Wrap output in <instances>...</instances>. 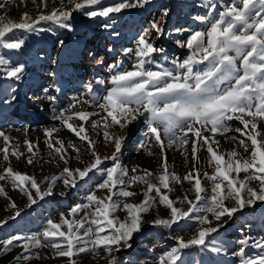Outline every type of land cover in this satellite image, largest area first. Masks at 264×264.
I'll return each instance as SVG.
<instances>
[{
	"label": "snow or ice",
	"instance_id": "snow-or-ice-1",
	"mask_svg": "<svg viewBox=\"0 0 264 264\" xmlns=\"http://www.w3.org/2000/svg\"><path fill=\"white\" fill-rule=\"evenodd\" d=\"M151 2L152 0H122L114 5L103 6V0H69L74 6L71 10L54 9L51 13H41L36 18L24 13L19 22L0 16V46L10 50L21 49L25 41L16 38V30L29 33L42 30L37 28L41 21H53L60 27L71 30L68 21L76 10L84 11L90 6L100 5L98 10L84 11V14L88 17L108 18L112 13L144 8ZM41 3L44 7L47 6V0H41ZM198 6L207 11L205 15L194 19L206 27L196 30L175 29L177 34L188 32L186 38L175 40L177 46L187 48L190 52L183 61L173 59L172 68L155 61L156 54L164 53V49L156 46L155 41L165 34V18L169 15L165 7L160 17L151 20L134 38V46L123 49L124 55L133 59L131 69H122L120 63L109 65L113 74L107 80L96 81L105 86V94L94 92L90 82L85 86L90 99L73 98L65 108H52V120L58 121L62 127L86 143L92 159L85 167L70 168L69 149L78 154L79 148L71 141L65 144L59 139L55 135L60 131L59 128H46L44 134L47 147L63 162L64 167L59 176H53L42 187L41 182L33 176L11 167L10 156L20 159L25 153L20 151L19 142L14 143L9 135L0 131V138L4 142L0 155L8 163V167L0 173V181L10 180L15 188L27 196L28 207L35 205L38 199L44 200L53 195L57 180H62L66 188L74 189L79 181L85 180L94 170L104 176L102 182L96 185L97 190H106L104 197L98 196L96 192L89 193L87 203L77 204L67 215L61 213L59 223L49 219L37 234L14 235L0 240V252H8L16 242L22 241L19 246L25 252L30 253L32 247L50 246L55 250L56 257H67L69 264H75V255L103 249L109 256L108 264H118L112 253L120 251L121 247H131L129 241L141 230L142 214L152 204L158 203L169 210V215L167 218L151 221L156 226L170 229L181 221L193 219L197 213L201 214L195 215L198 224L196 233L187 240L175 237L178 246L161 256L158 261V264H178L181 250L194 246L209 247L208 238L225 226V218L231 219L238 211L253 207L258 201L264 202V0H233L219 12L216 11L217 4L207 0H202ZM103 27L110 28L111 24L105 23ZM114 35L118 36L119 33ZM59 43L63 46V41ZM108 51L113 49L109 48ZM98 63L105 62L98 60ZM149 64H155L159 70L146 67ZM0 65L6 66L8 78L21 80L25 70L23 64L8 66L9 61L0 56ZM196 65H204V68L194 70ZM51 75L54 76L55 73ZM11 99L15 100L16 97L12 96ZM48 100L54 103L56 97L49 96ZM84 105H94L106 113L101 121L93 122L92 127L97 128L102 122V135L114 147L111 157H101L96 152V142L91 139L84 124L99 113L85 110ZM139 117L145 118L148 144L151 145L155 140L160 147L163 159L162 172L159 174L143 169L141 174L130 176L128 169L118 161L125 138L113 135L108 129L114 125L123 129ZM233 121H238L242 127L234 126L231 123ZM233 132L239 135H228ZM189 133L196 138L191 142L194 164L192 171L181 179L168 170L163 137L167 138L168 147L187 146L190 142ZM217 135L236 141L243 153L237 149L226 154L220 152L219 141L215 138ZM198 144L201 148L206 146L208 163L214 168L212 174H203L212 182L210 188L202 184L201 174L196 167V162H199ZM24 146L28 153L26 162L32 165L38 145L25 140ZM108 159L114 162L113 166L102 168L101 165ZM131 171L136 173L137 169L133 168ZM241 173L244 174L243 178H240ZM183 181L191 184L194 199L185 195L178 201L172 200L168 194L172 191L171 184ZM137 182L146 185L143 191L145 199L139 203L127 202V198L137 194L129 190ZM254 182L258 187H253ZM117 188L118 191H114ZM0 193H5L3 187H0ZM152 193L155 195H151ZM60 195L65 193L61 192ZM227 200L233 201V204L226 205ZM177 204H187L188 207L185 209ZM11 206L17 207L15 202H11ZM21 211L17 210L9 219H16ZM80 211L83 216L77 219ZM117 211L126 213L123 220L115 215ZM6 223L7 220H0V225ZM62 227H66V230H62ZM250 241L251 237L238 241L240 247L233 255L239 258L240 264H264V240ZM248 246L259 249V252L255 256H248ZM211 250L217 253L222 251L215 246ZM31 258V255L22 253L15 259L17 264H26ZM36 258H39L38 254Z\"/></svg>",
	"mask_w": 264,
	"mask_h": 264
},
{
	"label": "rangeland",
	"instance_id": "rangeland-1",
	"mask_svg": "<svg viewBox=\"0 0 264 264\" xmlns=\"http://www.w3.org/2000/svg\"><path fill=\"white\" fill-rule=\"evenodd\" d=\"M120 2L122 0H103V6ZM201 2L202 0H152L144 8L124 9L120 13L110 14L108 18L88 17L84 14V11L98 10L100 5H96L84 11H73L68 21L71 24V30L62 28L53 21H41L37 28L42 30L31 33L16 30V38L25 41L22 48L10 50L0 46V56L9 61L8 66L19 64L25 66L21 80L16 81L8 78L5 73L6 66L0 65V131L9 135L14 143L19 142L20 151L25 153V156L20 159L10 156L11 167L33 176L41 182L42 187H45L53 176H59L64 164L47 147L44 134L46 128L53 126L60 129L55 134L59 139L65 144L71 141L80 150L77 154L69 149L68 166L73 169L83 168L90 163L92 157L86 143L62 127L58 121L52 120V108L57 110L65 108L73 98L90 99L85 87L90 82L94 92L100 95L105 94V86L97 84L96 81L107 80L113 74L109 65L120 63L122 69H131L133 59L125 56L123 49L133 47L134 38L148 26L151 20L158 19L165 7L169 11V15L165 18V34L155 41L156 46L164 49V53L156 54L154 58L156 63L169 68L173 67L171 64L173 59L183 61L190 52L187 48L177 46L175 40L186 38L188 32L177 34L175 29L196 30L206 27L194 19L196 16L206 14L207 9L198 6ZM207 2L216 3V11L219 12L223 11L224 6L231 4L233 0H207ZM73 7L69 0H47L46 7L43 6L41 0H0V16L19 22L24 13L36 18L41 13L48 14L54 9L71 10ZM105 23L111 24V27L104 28ZM114 33H119V35H114ZM60 41H63V46L60 45ZM109 48L113 51L109 52ZM98 60H104L105 63L99 64ZM146 67L159 70L155 64H149ZM203 68L204 65H196L194 70L198 71ZM52 73L55 75H51ZM12 96L16 99L12 100ZM49 96L56 97L54 103L48 100ZM83 107L87 111L99 113L92 116L84 126L91 139L96 142V152L101 157H111L114 147L106 142L102 135L104 131L102 122L97 128L92 127V123L101 121V117L106 113L101 112L94 105ZM144 119V117H139L123 129L118 125L108 129L113 135L125 138L121 152L118 154V161L122 167L128 169L130 176L141 174L143 169L150 170L153 174L162 172L163 156L160 147L155 140L151 145L148 144L147 126ZM231 123L236 127H242L238 121ZM188 135L190 142L187 146L168 147L167 138L163 137L168 170L180 176L181 179L192 171L194 164L191 142L196 138L192 133ZM228 135L239 134L233 132ZM215 138L219 141L220 152L226 154L237 149L243 153V149L238 148L236 141L225 139L220 135ZM242 138L246 139V137ZM25 140L38 145V152L32 165H29L25 159L28 155L24 146ZM3 147V139L0 138V148ZM197 147L199 162H196V167L201 174L202 184L210 188L212 182L203 174H212L214 168L208 163L209 154L206 152V146L201 148L198 144ZM225 158L227 159V155ZM113 163L111 159H108L101 167H111ZM6 167L8 163L4 162L0 155V173H3ZM133 168L137 169L136 173H132ZM243 176L244 174L241 173L240 178ZM103 178V173L94 170L85 180L79 181L74 189L66 188L62 180H57L53 195L44 200L38 199V202L31 207L27 206V196L15 188L10 180L0 181V187H3L6 193H0V220H7L6 224L0 225V240L14 235L37 234L43 230L49 219L59 223L61 213L67 215L72 207L87 203L86 197L91 192L104 197L106 190L96 188ZM171 187L172 191L168 194L172 200L178 201L185 195L194 199V192L188 181L173 182ZM253 187H258V184L254 182ZM145 189L146 185L135 183L129 190L137 194L127 198V202L139 203L144 200L143 191ZM114 191H118V188ZM61 192L65 195L61 196ZM208 194L210 195V192ZM11 202H15L17 207L13 208ZM225 204L231 206L233 201L227 200ZM177 206L185 209L188 207L187 204H177ZM17 210H22L21 214L14 220L9 219ZM115 215L123 220L126 213L117 211ZM168 215L169 210L165 206L158 203L152 204L148 211L142 214L141 230L135 233L129 241L131 247H121L120 251L112 253L118 264H158L161 256L167 255L178 246L175 237L187 240L196 233L198 224L195 215H201L200 213L195 214L191 220H184L178 225H173L170 229L151 223L156 218H167ZM81 216H83L82 211L76 218L79 219ZM223 223L225 226L208 238L209 247L194 246L181 250V259L178 264H240L239 258L233 255L240 247L238 241L245 237H251L250 243L264 240V202L258 201L255 206L238 211L231 219L225 218ZM62 230H66V227H62ZM22 243L18 241L10 251L0 252V264H17L15 258L22 253L32 256L26 264H69L67 257H56L55 250L50 246L32 247L29 253L19 246ZM213 246L220 247L222 251L219 253L212 251ZM258 252L259 249L246 247L248 256H255ZM37 254L39 258H36ZM73 260L75 264H108L109 256L103 249H97L79 253L73 257Z\"/></svg>",
	"mask_w": 264,
	"mask_h": 264
}]
</instances>
